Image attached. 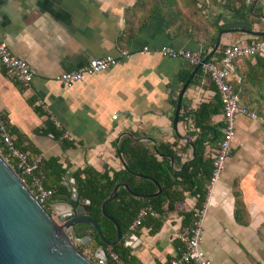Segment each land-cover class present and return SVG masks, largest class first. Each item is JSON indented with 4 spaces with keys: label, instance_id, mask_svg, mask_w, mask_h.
I'll use <instances>...</instances> for the list:
<instances>
[{
    "label": "crops",
    "instance_id": "crops-1",
    "mask_svg": "<svg viewBox=\"0 0 264 264\" xmlns=\"http://www.w3.org/2000/svg\"><path fill=\"white\" fill-rule=\"evenodd\" d=\"M135 2L0 0V38L36 71L34 81L24 86L13 81L0 62V113L23 151L33 159L58 157L64 167H69L71 178H75L76 169L87 165L100 172L123 169L125 161L117 144L131 133L153 145L186 141L190 147L187 161L195 157L196 148L186 136V126L179 122L178 133L173 127L178 97L187 81L182 76L191 64L183 57L163 55L161 48L203 53L207 50L208 54L219 35L214 46L204 44L189 32H170L165 18L154 14L128 41L127 10ZM210 9L214 21L219 18L222 30H227L220 37L214 57L228 44L246 43L258 36L243 29L244 24L221 5H211ZM255 17L262 21L253 23L252 31H264V18ZM124 51L127 53L122 55ZM107 55L118 57L119 61L101 72L86 75L72 86L55 79L59 73ZM249 60L254 62L250 57L234 63L230 81L240 79ZM218 97L217 85L197 72L182 104L197 108L202 102L217 103ZM48 120L63 132L59 139L44 132ZM211 121L219 124L223 132L222 112L213 115ZM63 138L74 145L64 148ZM197 203L198 197L186 192L184 210L190 211ZM237 204L243 207L238 208ZM210 207V216L205 217L206 240L214 254L223 246L225 255L232 260L235 252L240 257L244 254L240 264H264V124L259 120L237 115L232 153L215 185ZM238 216L248 223L239 222ZM162 222L156 231L152 230V223H145L139 235L133 234L137 239L128 246L136 264H167L179 256V240L173 235L186 226L184 216L170 211ZM218 237L223 241L219 242ZM205 252L212 256L209 250Z\"/></svg>",
    "mask_w": 264,
    "mask_h": 264
},
{
    "label": "trees",
    "instance_id": "trees-1",
    "mask_svg": "<svg viewBox=\"0 0 264 264\" xmlns=\"http://www.w3.org/2000/svg\"><path fill=\"white\" fill-rule=\"evenodd\" d=\"M198 1H186L187 7H193L192 13L194 14L191 16L197 18L191 20L197 21L198 25H196L192 22L186 24L187 20L183 19L180 14L179 0H136L134 6L127 10V40L131 41L139 34L151 15L160 14L165 18L166 27L170 32L176 34L189 32L196 41L204 44L211 43L214 46L223 27L219 23V18L214 22L206 23L201 8L207 7L208 4L201 5L199 8ZM206 1L221 5L229 10L235 20L244 24L243 29L245 30H252L253 23L262 21V18L255 17V15H264V5L261 0ZM252 6L253 10H251ZM263 39L264 36H256L248 42ZM224 48L225 46L218 52L216 57L212 56L209 61L221 58ZM206 55L207 50L203 53V57ZM250 57H253L254 62L249 60L248 69L240 73L239 80L230 81V84L244 106L264 115V54L256 52L243 58ZM194 67L195 65H191V68L185 71L182 76L184 82L188 79ZM198 73L207 76L212 83L216 84L212 74L206 73L203 68H200ZM222 111L223 104L220 93L215 104L202 102L197 108L182 104L179 122L186 126V136L192 140L196 148L195 157L190 161H187L190 147L186 141L160 142L154 147L152 143L140 140L138 134L131 133L124 135L119 144V153L126 163L123 169L112 170V172L106 169L105 172H100L93 166L87 165L84 168L76 169L73 173L79 185L80 195L92 201V216L100 223L104 234L109 239L116 238L117 227L111 219L103 214L102 204L114 187L118 183H125L135 193L145 194V196H138L131 193L127 188L120 187L118 195L107 204L108 213L115 218L123 231V239L114 245L112 249L127 264H136V259L132 256V248L126 244L125 238H130L133 234L139 235V230L145 223H152V230L156 231L163 223V216L170 211L181 213L184 216L185 225L192 223L194 211L192 209L186 211L183 208L186 192L198 197L197 207L201 206L206 198V183L211 178L214 166L211 153L217 148L223 136L220 125L212 124L211 119L213 115ZM44 132L47 134L53 133L54 137L58 139L63 135V132L58 130L50 120H48ZM61 141L64 148L74 145V143H70L64 138ZM212 141H217V143ZM0 151L18 169L16 160L4 145L1 134ZM29 157L33 159L30 155ZM59 161L58 157H51L47 160L42 159L36 174L43 178L44 185L48 190L66 192L68 186L64 184V177L69 167H64ZM24 177L27 184L32 187L31 178L29 176ZM159 186L162 188L161 192L153 195L159 190ZM237 206L238 208L243 207L241 204H237ZM143 208H151L157 212V215L144 217L142 224L133 229L132 224ZM238 219L241 223H248L241 220L239 216ZM95 241V245L103 244L98 235ZM105 246L108 250L110 249V246Z\"/></svg>",
    "mask_w": 264,
    "mask_h": 264
},
{
    "label": "water",
    "instance_id": "water-1",
    "mask_svg": "<svg viewBox=\"0 0 264 264\" xmlns=\"http://www.w3.org/2000/svg\"><path fill=\"white\" fill-rule=\"evenodd\" d=\"M255 16L264 18V15ZM225 31L227 30L220 31L214 48L195 66L181 89L173 124L177 133L184 94L198 70L215 54L220 45V37ZM248 31L264 36V31ZM184 139L189 141L186 137ZM156 146L154 143V147ZM117 148L119 149V142ZM65 177L64 184L68 186V191L53 192L43 204L0 151V264H97L96 260H101L102 264H113L105 245L113 247L118 244L123 239V231L108 213L107 204L118 195L120 187H125L138 196L145 194L135 193L125 183H118L114 187L102 204L103 214L117 227L116 238L109 239L100 223L92 216V201L80 195L79 185L75 178H71L70 172ZM161 190L159 186V190L153 195L159 194ZM70 230L82 237L92 258L73 244L68 235ZM97 235L103 244L95 245ZM135 239L137 236L133 235L126 244L132 245Z\"/></svg>",
    "mask_w": 264,
    "mask_h": 264
},
{
    "label": "built area",
    "instance_id": "built-area-1",
    "mask_svg": "<svg viewBox=\"0 0 264 264\" xmlns=\"http://www.w3.org/2000/svg\"><path fill=\"white\" fill-rule=\"evenodd\" d=\"M250 1V0H249ZM264 5V0H261ZM163 55L172 58L183 57L191 65H198L203 58L202 50H177L169 46L161 48ZM259 52L264 54V39L253 40L252 42L240 43L235 42L225 46L223 56L214 61H206L201 68L206 73L212 74L218 86L220 97L223 104L222 117L224 121L223 136L217 146L211 153L213 158V170L210 180L206 183V198L201 206H194L193 221L191 224L182 227L173 235V239L179 240L178 249L179 256L169 260L167 264H214L212 259L202 249L201 242L203 237V226L207 211L210 207L215 185L217 184L224 164L232 153V142L236 134V117L244 114L250 118L257 119L264 124V115L259 114L255 110L244 106L240 102L239 96L235 93L230 79L233 74L234 63L236 60L246 56H251ZM127 52H122L125 55ZM119 61L118 57L107 55L90 59L77 69L62 72L55 76V79L65 86H72L76 82L82 80L86 75L101 72ZM0 62L6 69L10 78L24 86H29L35 78L36 71L32 65L24 58L14 54L8 43L0 38ZM0 134L3 143L9 150L11 156L16 160L18 169H15L24 178H31V189L36 194L39 201L43 204L53 191L48 190L43 178L36 174L42 156L30 159L27 152L18 147L16 139L11 132L8 121L0 113ZM148 215H157V212L151 208H143L137 219L132 224V228L136 229L142 224L144 217ZM73 244L84 254L92 258L90 249L83 243L82 237L74 233L72 230L68 232ZM109 256L113 264H127L120 256L111 248ZM97 264H102L101 260H96Z\"/></svg>",
    "mask_w": 264,
    "mask_h": 264
},
{
    "label": "rangeland",
    "instance_id": "rangeland-1",
    "mask_svg": "<svg viewBox=\"0 0 264 264\" xmlns=\"http://www.w3.org/2000/svg\"><path fill=\"white\" fill-rule=\"evenodd\" d=\"M186 1L187 0H179V3H180V11H181V15H182V18L187 20L186 21V24L187 23H194L196 25H198L197 21L195 20H191V19H194V18H197V17H192L191 15H193L194 13H192V10H193V7H187L186 5ZM198 6L200 8L201 5H204V4H208L207 7H204V8H201V13L203 15V19L206 21V23L208 22H214L215 19H213V12L211 11L210 7L211 5H218V4H215L213 2H209V1H206V0H199L198 1ZM198 14V13H197ZM200 15V14H198ZM201 16V15H200ZM228 159V158H227ZM211 210L212 208L209 207L208 211H207V218L210 216V213H211ZM206 220H205V223H204V228H203V237H202V242H201V247L204 251L209 250L212 254V256H210V258L212 259L213 263L215 264V262H217L218 264H240L242 263L243 260V257H244V254H242L243 257H240L238 256V254L235 252L233 254V257H234V260H232V257L229 258L225 255L224 251H223V246L222 248H220V251L216 250V254H214L213 252V249L211 246L208 245V242L206 240L207 238V228H206ZM212 224V227L215 228L216 226L214 225L213 221L211 222ZM209 232V239H211V232L208 230ZM219 239V242L220 241H223V239L221 237H218ZM225 239V238H224ZM93 246V245H91ZM233 247V245H231ZM233 251V250H232ZM246 258V257H245ZM238 261V262H237Z\"/></svg>",
    "mask_w": 264,
    "mask_h": 264
},
{
    "label": "flooded vegetation",
    "instance_id": "flooded-vegetation-1",
    "mask_svg": "<svg viewBox=\"0 0 264 264\" xmlns=\"http://www.w3.org/2000/svg\"><path fill=\"white\" fill-rule=\"evenodd\" d=\"M48 208H49V206H48ZM51 210V209H50Z\"/></svg>",
    "mask_w": 264,
    "mask_h": 264
}]
</instances>
